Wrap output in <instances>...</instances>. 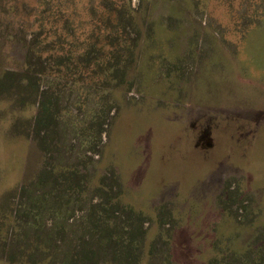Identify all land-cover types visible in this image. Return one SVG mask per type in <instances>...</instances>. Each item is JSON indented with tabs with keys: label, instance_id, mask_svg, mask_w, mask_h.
<instances>
[{
	"label": "rangeland",
	"instance_id": "obj_1",
	"mask_svg": "<svg viewBox=\"0 0 264 264\" xmlns=\"http://www.w3.org/2000/svg\"><path fill=\"white\" fill-rule=\"evenodd\" d=\"M254 9L0 0V264H264ZM114 62L117 87L81 73Z\"/></svg>",
	"mask_w": 264,
	"mask_h": 264
},
{
	"label": "trees",
	"instance_id": "obj_2",
	"mask_svg": "<svg viewBox=\"0 0 264 264\" xmlns=\"http://www.w3.org/2000/svg\"><path fill=\"white\" fill-rule=\"evenodd\" d=\"M62 20V19H60ZM110 29H112L111 27H109ZM125 40V39H124ZM125 41H128V40H125ZM81 58V57H80ZM79 58V59H80ZM63 60V59H62ZM60 63H58L57 65H59ZM63 63H61L62 65ZM61 69V68H60ZM82 71V75H84V73H89V74H95V75H99L103 80L104 82L106 83V86L108 85L109 86H114V87H117L119 86L120 84H122L123 82L121 81V77L124 73H126L125 69H124V66H121L119 65L118 62H114L113 64H106L105 66H96L94 64V66L92 68H85V67H81ZM65 70L68 72L69 68H65ZM58 72L60 70H57ZM62 71V70H61ZM70 71H71V67H70ZM75 74L78 73L77 69L74 70ZM3 78L5 79L6 81V85H7V88H14V87H20L21 84L19 83V80L11 75V74H6L3 76ZM29 78V81L27 82V84L25 85V87L28 88V90L30 88H32L33 85V82L31 81V78ZM128 80H126L124 83H127ZM74 173V170L72 171V174ZM121 208H126V206H121ZM132 208V206H131ZM92 212H93V209H92ZM91 212V213H92ZM130 212H132V210H130ZM11 219V218H10ZM92 228L94 230L95 233L99 234V235H107L109 236V239H112L115 237V234L113 232V230H111V233L109 234L106 230L103 231L102 233V230L99 229V225L97 223H94L92 224ZM136 234H133L132 235V238L135 236ZM167 235H169L168 233H164L163 236H160L161 239H164L166 241H169V239L167 240ZM119 240V238L117 239ZM217 246H219L220 244L216 243ZM99 245V243H98ZM4 247H5V244H4ZM1 249V248H0ZM97 252V249L94 247V248H89V250L86 251V253L84 254L87 258L86 259H89V260H92L93 261V258H92V254L95 255V253ZM127 254V252H125ZM132 256H128L126 259H125V263L126 264H131L130 262V259H131ZM220 260V259H218ZM222 260V259H221ZM72 264H76V262H73Z\"/></svg>",
	"mask_w": 264,
	"mask_h": 264
},
{
	"label": "crops",
	"instance_id": "obj_3",
	"mask_svg": "<svg viewBox=\"0 0 264 264\" xmlns=\"http://www.w3.org/2000/svg\"><path fill=\"white\" fill-rule=\"evenodd\" d=\"M246 1H248V0H246ZM261 3H263V6H264V0H261ZM249 5H252V4H249ZM255 6H257V4ZM263 10H260L261 12L259 11V9H254V10L250 11L251 15H249V17L247 19H249L251 21L259 20L261 18V16L263 15V12H264ZM230 11H233L232 6L230 7ZM230 14H233V13H230Z\"/></svg>",
	"mask_w": 264,
	"mask_h": 264
}]
</instances>
